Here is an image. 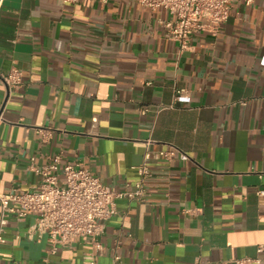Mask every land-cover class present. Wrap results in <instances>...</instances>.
I'll list each match as a JSON object with an SVG mask.
<instances>
[{
	"label": "crops",
	"instance_id": "0c3cea01",
	"mask_svg": "<svg viewBox=\"0 0 264 264\" xmlns=\"http://www.w3.org/2000/svg\"><path fill=\"white\" fill-rule=\"evenodd\" d=\"M170 19L138 0H4L0 193L37 187L58 155L116 190L151 171L142 201L118 200L102 249L82 238L53 254L27 237L34 215L12 217L4 262L264 264V0L235 3L187 49ZM168 144L190 159L157 158Z\"/></svg>",
	"mask_w": 264,
	"mask_h": 264
},
{
	"label": "built area",
	"instance_id": "2783aa9c",
	"mask_svg": "<svg viewBox=\"0 0 264 264\" xmlns=\"http://www.w3.org/2000/svg\"><path fill=\"white\" fill-rule=\"evenodd\" d=\"M66 3L79 0H63ZM142 5L152 8H164L171 19L165 23L167 36L180 43L182 49L189 47L191 37L203 30H217L229 20L235 3L253 0H138ZM4 0H0V10ZM9 93L23 86V73L14 67L2 78ZM177 98L184 90L177 91ZM157 158L167 161L181 159L187 161L190 156L175 145L156 152ZM35 170L43 175L42 182L31 189L14 188L8 193H0V246L6 243V226L12 217L20 220L30 215L36 222L27 229L31 240L46 238L51 252L57 253L61 248L72 245L76 239L91 238L96 248L102 249L98 238L106 230V222L118 213V200L142 201L146 195L145 179L151 175L147 165L139 168L141 179L136 189L116 190L104 183L89 168L62 163V157L56 156L52 163ZM62 176V179H61ZM264 195V190L259 192ZM0 264H8L1 259ZM113 264H123L122 258L116 256Z\"/></svg>",
	"mask_w": 264,
	"mask_h": 264
}]
</instances>
